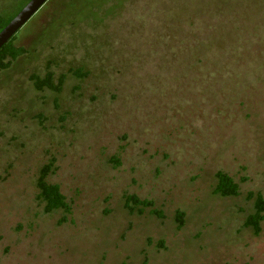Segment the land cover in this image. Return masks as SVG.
Listing matches in <instances>:
<instances>
[{"label": "rangeland", "instance_id": "obj_1", "mask_svg": "<svg viewBox=\"0 0 264 264\" xmlns=\"http://www.w3.org/2000/svg\"><path fill=\"white\" fill-rule=\"evenodd\" d=\"M14 43L0 264H264V221L243 225L249 193L264 197V0H47ZM48 70L59 92L32 86ZM47 163L70 215L37 199ZM218 170L238 195L213 193ZM128 194L153 206L129 210Z\"/></svg>", "mask_w": 264, "mask_h": 264}, {"label": "trees", "instance_id": "obj_2", "mask_svg": "<svg viewBox=\"0 0 264 264\" xmlns=\"http://www.w3.org/2000/svg\"><path fill=\"white\" fill-rule=\"evenodd\" d=\"M28 1L29 0H25L23 4L19 6L17 11L10 17L0 16V31ZM15 38L16 33L0 48V71L8 68L12 61L26 52L24 47L18 46L14 43ZM71 73L78 77L86 75V73H82L80 70H72ZM64 78L65 76L62 74L56 80L57 82H55L53 73L50 70L46 71L43 76L36 74H31L29 76V80L35 90L42 91L44 89H48L54 92H59L61 90ZM111 161L114 162L115 166L120 164V161L116 157H112ZM51 167L52 164L47 163L39 171V175L36 179L37 199L42 202L43 211L45 213L62 210L65 215H70L71 207L66 202L65 196L61 193L59 185L48 181V175L51 171ZM215 178L216 183L213 188L214 194L224 197L238 195L239 184L226 172L218 170L215 173ZM248 196L253 199V211L246 217L243 225L251 228L253 233L258 235L262 229L261 224L264 221V197L261 193H249ZM125 206L129 210L137 208L138 211L141 212L142 209L153 206V203L148 199H140L134 194H128L125 196ZM151 213L159 217L163 216L162 212L157 209L152 208ZM175 217L177 227L181 228L184 224L183 212L179 210L176 211ZM63 220H66V216L63 217Z\"/></svg>", "mask_w": 264, "mask_h": 264}, {"label": "water", "instance_id": "obj_3", "mask_svg": "<svg viewBox=\"0 0 264 264\" xmlns=\"http://www.w3.org/2000/svg\"><path fill=\"white\" fill-rule=\"evenodd\" d=\"M47 0H29L0 31V48L45 4Z\"/></svg>", "mask_w": 264, "mask_h": 264}]
</instances>
